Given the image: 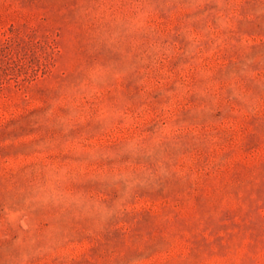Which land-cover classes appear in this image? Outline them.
I'll use <instances>...</instances> for the list:
<instances>
[{
    "label": "rangeland",
    "instance_id": "374dc122",
    "mask_svg": "<svg viewBox=\"0 0 264 264\" xmlns=\"http://www.w3.org/2000/svg\"><path fill=\"white\" fill-rule=\"evenodd\" d=\"M0 264H264V0H0Z\"/></svg>",
    "mask_w": 264,
    "mask_h": 264
}]
</instances>
